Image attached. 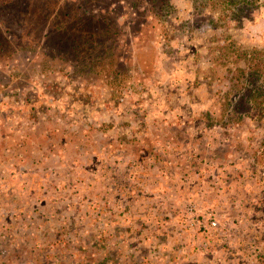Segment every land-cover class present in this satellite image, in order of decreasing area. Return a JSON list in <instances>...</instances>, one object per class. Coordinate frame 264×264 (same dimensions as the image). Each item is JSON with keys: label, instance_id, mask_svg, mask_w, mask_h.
<instances>
[{"label": "rangeland", "instance_id": "1", "mask_svg": "<svg viewBox=\"0 0 264 264\" xmlns=\"http://www.w3.org/2000/svg\"><path fill=\"white\" fill-rule=\"evenodd\" d=\"M105 2L118 54L92 72L0 34V264H264L262 133L228 104L264 0L243 20Z\"/></svg>", "mask_w": 264, "mask_h": 264}, {"label": "trees", "instance_id": "2", "mask_svg": "<svg viewBox=\"0 0 264 264\" xmlns=\"http://www.w3.org/2000/svg\"><path fill=\"white\" fill-rule=\"evenodd\" d=\"M76 1L79 0H0V34L3 42L10 44L21 38L42 48L40 44L47 48L52 47V51L67 59L69 57L66 54L73 55L74 58L69 59L78 62L81 69L92 72L91 65L97 63L99 66L103 59H113L118 54L117 46L113 43L114 22L105 16L107 13L101 12L102 5L107 3L105 1L111 0H97L100 2L99 10H92L85 7L82 1L81 4ZM167 1L169 0H133L132 3H143V7L148 6L144 10L146 14L161 19L167 11ZM194 1L198 3V7L209 8L212 12L221 9L223 17L229 15V19L236 20L252 18L260 6V0ZM245 54V67L241 70L244 75H235L233 82V90L237 87L242 92L235 95L231 93L233 97L229 98L228 104L231 106V116L239 111V101L245 102L247 110L256 109L254 125L262 133L257 145L256 163L264 168V50L256 49ZM237 62L238 59H235L233 64Z\"/></svg>", "mask_w": 264, "mask_h": 264}, {"label": "crops", "instance_id": "3", "mask_svg": "<svg viewBox=\"0 0 264 264\" xmlns=\"http://www.w3.org/2000/svg\"><path fill=\"white\" fill-rule=\"evenodd\" d=\"M196 187V188H195ZM189 190H191V191H193L192 193H191V195L192 194H194L195 193V190H197V186H193V188L192 187H190V189ZM196 196H197V193H196Z\"/></svg>", "mask_w": 264, "mask_h": 264}, {"label": "built area", "instance_id": "4", "mask_svg": "<svg viewBox=\"0 0 264 264\" xmlns=\"http://www.w3.org/2000/svg\"><path fill=\"white\" fill-rule=\"evenodd\" d=\"M211 225H216V222H215V221H212V222H211Z\"/></svg>", "mask_w": 264, "mask_h": 264}]
</instances>
